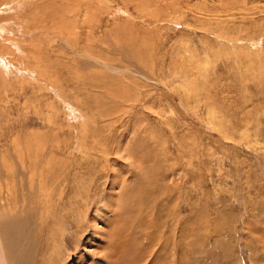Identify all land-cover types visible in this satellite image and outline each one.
Returning <instances> with one entry per match:
<instances>
[{
    "label": "rangeland",
    "instance_id": "1",
    "mask_svg": "<svg viewBox=\"0 0 264 264\" xmlns=\"http://www.w3.org/2000/svg\"><path fill=\"white\" fill-rule=\"evenodd\" d=\"M0 250L264 264V0H0Z\"/></svg>",
    "mask_w": 264,
    "mask_h": 264
},
{
    "label": "bare ground",
    "instance_id": "2",
    "mask_svg": "<svg viewBox=\"0 0 264 264\" xmlns=\"http://www.w3.org/2000/svg\"><path fill=\"white\" fill-rule=\"evenodd\" d=\"M99 3H101V2H99ZM7 4V3H6ZM11 43V42H10ZM13 43H16V42H13ZM13 43H11V45L13 44ZM41 44V43H40ZM16 45V44H15ZM13 46V45H12ZM19 47H20V45H19ZM24 53V52H23ZM25 54V53H24ZM12 66V65H11ZM79 147V146H78ZM54 235V234H53ZM117 235V234H116ZM106 238V237H105ZM54 239V238H53ZM111 239H112V237H111ZM55 240V239H54ZM109 241V240H108ZM52 242V241H51ZM108 244H110V243H108ZM112 244V243H111ZM113 245V244H112ZM101 247V246H100ZM106 247V246H105ZM105 250V249H104ZM1 251V250H0ZM4 251V250H3ZM3 251H1V252H3ZM111 251V250H110ZM118 251V250H117ZM116 251V252H117ZM112 253V252H111ZM115 255H116V253H114ZM1 255V254H0ZM95 255H96V253H95ZM110 255V254H109ZM108 255V256H109ZM99 256H101L102 258H100ZM96 257H97V263L99 264H106V262H105V260H106V257H107V252H105V253H103V254H100V255H96ZM99 257V258H98ZM108 258V257H107ZM118 258V257H117ZM117 258L113 261V262H109V264H118L117 263ZM6 258H1L0 257V264H9L6 260H5ZM44 259V258H43ZM46 259V258H45ZM44 259V260H45ZM60 259V258H59ZM119 259L121 260V263L123 264L124 263V261H123V259H124V257L123 256H119ZM17 260V259H16ZM19 260V259H18ZM42 260V259H41ZM112 261V260H111ZM46 262H48V261H41V264H48V263H46ZM15 264V263H14ZM17 264V263H16ZM21 264V263H20ZM25 264V263H24ZM50 264V263H49ZM51 264H53V263H51ZM78 264H81V263H78Z\"/></svg>",
    "mask_w": 264,
    "mask_h": 264
}]
</instances>
